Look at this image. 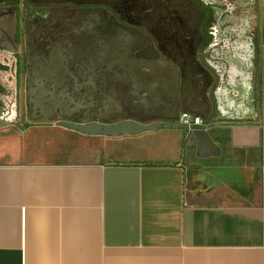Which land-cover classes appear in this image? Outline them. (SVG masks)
I'll return each mask as SVG.
<instances>
[{
	"label": "crops",
	"instance_id": "1",
	"mask_svg": "<svg viewBox=\"0 0 264 264\" xmlns=\"http://www.w3.org/2000/svg\"><path fill=\"white\" fill-rule=\"evenodd\" d=\"M254 49L168 61L165 102L203 111L201 136L1 131L0 264H264V42L256 110Z\"/></svg>",
	"mask_w": 264,
	"mask_h": 264
},
{
	"label": "rangeland",
	"instance_id": "2",
	"mask_svg": "<svg viewBox=\"0 0 264 264\" xmlns=\"http://www.w3.org/2000/svg\"><path fill=\"white\" fill-rule=\"evenodd\" d=\"M234 40L255 46L256 110L264 0H0V132L159 120L171 57H221Z\"/></svg>",
	"mask_w": 264,
	"mask_h": 264
},
{
	"label": "water",
	"instance_id": "3",
	"mask_svg": "<svg viewBox=\"0 0 264 264\" xmlns=\"http://www.w3.org/2000/svg\"><path fill=\"white\" fill-rule=\"evenodd\" d=\"M151 47V46H149ZM148 48V47H147ZM146 48V49H147ZM153 48V47H152ZM154 49V48H153ZM155 50V49H154ZM156 51V50H155ZM145 52H142L140 55L145 58L149 59H155L150 57L149 55H145ZM157 52V51H156ZM177 102H168V106H170V109L166 113H162L159 120L152 121L148 124H141L136 121L127 120L125 122H120L115 125H101L98 122H93L89 124H72L70 122H60L58 125L67 128L73 131H77L79 133L85 134V135H91V136H107V137H119L122 135H130V134H140L143 132L148 131H154L161 127H174V128H180V125L174 121V118L179 114L180 111L183 112H191V113H200L204 114L203 111L195 110V108L190 107V103L188 104V107L185 106L183 103ZM170 104V105H169ZM6 126L5 122L0 121V128ZM28 127V125H26ZM196 136H201L204 132L197 130L193 132Z\"/></svg>",
	"mask_w": 264,
	"mask_h": 264
},
{
	"label": "built area",
	"instance_id": "4",
	"mask_svg": "<svg viewBox=\"0 0 264 264\" xmlns=\"http://www.w3.org/2000/svg\"><path fill=\"white\" fill-rule=\"evenodd\" d=\"M174 121L184 129L187 134H192L194 131L204 129L206 121L202 114L180 111L174 118Z\"/></svg>",
	"mask_w": 264,
	"mask_h": 264
},
{
	"label": "bare ground",
	"instance_id": "5",
	"mask_svg": "<svg viewBox=\"0 0 264 264\" xmlns=\"http://www.w3.org/2000/svg\"><path fill=\"white\" fill-rule=\"evenodd\" d=\"M156 54H157V52L152 47H148L146 49L145 55H149L150 57L153 56V58H154V57H156Z\"/></svg>",
	"mask_w": 264,
	"mask_h": 264
},
{
	"label": "trees",
	"instance_id": "6",
	"mask_svg": "<svg viewBox=\"0 0 264 264\" xmlns=\"http://www.w3.org/2000/svg\"><path fill=\"white\" fill-rule=\"evenodd\" d=\"M258 55H259V60H260V50H259V53H258Z\"/></svg>",
	"mask_w": 264,
	"mask_h": 264
}]
</instances>
